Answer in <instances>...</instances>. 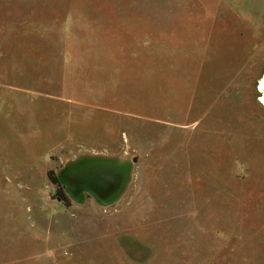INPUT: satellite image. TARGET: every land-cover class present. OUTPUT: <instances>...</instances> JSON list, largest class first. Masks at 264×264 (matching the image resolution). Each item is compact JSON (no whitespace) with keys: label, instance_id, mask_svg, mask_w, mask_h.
<instances>
[{"label":"rangeland","instance_id":"1","mask_svg":"<svg viewBox=\"0 0 264 264\" xmlns=\"http://www.w3.org/2000/svg\"><path fill=\"white\" fill-rule=\"evenodd\" d=\"M263 75L264 0H0V264H264Z\"/></svg>","mask_w":264,"mask_h":264},{"label":"water","instance_id":"2","mask_svg":"<svg viewBox=\"0 0 264 264\" xmlns=\"http://www.w3.org/2000/svg\"><path fill=\"white\" fill-rule=\"evenodd\" d=\"M263 80H264V75L262 76L261 80L259 81L258 86H257V89L261 93V96H259L258 99L263 104V107H264V89L262 88Z\"/></svg>","mask_w":264,"mask_h":264},{"label":"trees","instance_id":"3","mask_svg":"<svg viewBox=\"0 0 264 264\" xmlns=\"http://www.w3.org/2000/svg\"><path fill=\"white\" fill-rule=\"evenodd\" d=\"M52 180H53L54 183H58L57 178H52Z\"/></svg>","mask_w":264,"mask_h":264},{"label":"bare ground","instance_id":"4","mask_svg":"<svg viewBox=\"0 0 264 264\" xmlns=\"http://www.w3.org/2000/svg\"><path fill=\"white\" fill-rule=\"evenodd\" d=\"M263 86H264V80H263Z\"/></svg>","mask_w":264,"mask_h":264},{"label":"flooded vegetation","instance_id":"5","mask_svg":"<svg viewBox=\"0 0 264 264\" xmlns=\"http://www.w3.org/2000/svg\"><path fill=\"white\" fill-rule=\"evenodd\" d=\"M259 100V99H258ZM263 105V104H262ZM264 108V107H263Z\"/></svg>","mask_w":264,"mask_h":264}]
</instances>
